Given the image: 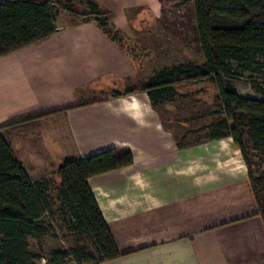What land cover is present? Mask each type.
I'll use <instances>...</instances> for the list:
<instances>
[{
	"label": "crops",
	"instance_id": "crops-1",
	"mask_svg": "<svg viewBox=\"0 0 264 264\" xmlns=\"http://www.w3.org/2000/svg\"><path fill=\"white\" fill-rule=\"evenodd\" d=\"M59 1L53 35L0 57V124L120 93L50 115L37 133L3 131L31 179H47L54 195L67 160L133 151V164L88 180L122 253L92 264H264V218L248 176L196 175L171 122L140 91L154 74H146L143 49L167 47L159 32L192 46L183 13L195 10L193 0ZM92 5L106 25L83 17Z\"/></svg>",
	"mask_w": 264,
	"mask_h": 264
},
{
	"label": "trees",
	"instance_id": "trees-1",
	"mask_svg": "<svg viewBox=\"0 0 264 264\" xmlns=\"http://www.w3.org/2000/svg\"><path fill=\"white\" fill-rule=\"evenodd\" d=\"M202 63H182L157 70L141 92L157 108L178 86L210 81L216 84L222 118L208 126L211 139L231 137L248 165V178L264 218V0H193ZM59 0H0V57L36 44L57 31ZM92 18H106L92 5ZM84 15V14H83ZM87 15V14H86ZM248 76L261 97H246L230 80ZM138 92L132 90L126 94ZM120 93L102 94L58 107H48L0 124V264H39L42 255L30 250V237H40L50 226L49 216L69 215L70 230L90 239L95 251L84 247L58 248L51 264H92L122 255L103 216L89 178L129 166V148H111L88 157L67 160L57 174L58 195L48 180L34 181L4 136V129L37 133L41 121L53 114L108 100ZM255 159H259L258 161Z\"/></svg>",
	"mask_w": 264,
	"mask_h": 264
},
{
	"label": "rangeland",
	"instance_id": "rangeland-1",
	"mask_svg": "<svg viewBox=\"0 0 264 264\" xmlns=\"http://www.w3.org/2000/svg\"><path fill=\"white\" fill-rule=\"evenodd\" d=\"M185 11L186 13L183 14H186V19L188 22H192L190 29L192 46L177 44L164 31L159 32L165 36L163 40L167 41V47L162 52L143 49L144 63L147 65L146 74L151 72V69L156 72L173 65L189 62L199 64L204 61L205 57L201 49L195 10L190 5ZM83 17L92 18L89 13H85ZM154 30L158 32L157 28ZM148 78L149 75H147ZM230 82L232 87L243 96L261 97L248 76L231 79ZM157 108L161 115L171 122L185 151L184 154L190 158L189 161H191L196 175L206 177L215 174L217 170L220 173L235 171V174L241 173V175L248 176V165L233 139L227 137L215 140L209 136L208 126L216 123L223 116L216 84L203 81L178 86L170 96L160 101ZM255 160L258 161L259 159ZM259 164L261 165L260 169H264V163L260 162L258 165H254L253 169H258ZM49 222L50 226L45 234L40 237H31L29 242L30 250L42 255L39 264H51L52 252L58 248L72 249L80 246L95 251L90 239L78 238L71 232L70 227L74 221L68 214L49 216Z\"/></svg>",
	"mask_w": 264,
	"mask_h": 264
}]
</instances>
